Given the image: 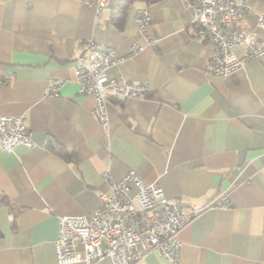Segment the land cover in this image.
<instances>
[{
	"label": "crops",
	"instance_id": "0c3cea01",
	"mask_svg": "<svg viewBox=\"0 0 264 264\" xmlns=\"http://www.w3.org/2000/svg\"><path fill=\"white\" fill-rule=\"evenodd\" d=\"M93 1L0 0V116H21L35 142L0 147V264H58V218L93 213L104 174L117 182L128 170L169 202L200 209L177 234V264H264V60L214 76L210 46L181 0H111L99 11ZM249 6L264 15V0ZM139 8L153 42L129 57L144 44ZM238 27L264 33L253 15ZM92 38L123 58L108 78L150 88L144 98H109L106 127L73 74ZM49 79L63 81L56 97L43 94ZM221 193L228 208L206 207ZM135 264L169 263L149 253Z\"/></svg>",
	"mask_w": 264,
	"mask_h": 264
},
{
	"label": "built area",
	"instance_id": "2783aa9c",
	"mask_svg": "<svg viewBox=\"0 0 264 264\" xmlns=\"http://www.w3.org/2000/svg\"><path fill=\"white\" fill-rule=\"evenodd\" d=\"M191 15L194 35L209 44L210 56L205 70L214 76H229L253 60H264V33L239 28V21L253 15L264 29V15L255 13L249 0H181ZM111 0H94L96 11ZM134 21L144 44L133 43L129 57L141 52L153 39L147 33L150 16L139 8ZM237 50H240L239 52ZM123 58L92 38L80 45L75 57L74 79L78 93L92 96L93 116L108 125L109 98H144L150 88L144 82L115 80L107 70ZM63 81L49 79L43 94L56 97ZM35 146L21 116H0V147L9 152L15 146ZM98 193L100 205L90 214L63 215L58 218L57 236L53 241L58 264H97L109 259L112 264H135L149 253H156L169 264L179 260L177 234L200 209L187 210L180 202H169L161 186L145 183L134 170H128L117 182H109ZM230 202L225 193L212 198L206 207L225 209Z\"/></svg>",
	"mask_w": 264,
	"mask_h": 264
},
{
	"label": "trees",
	"instance_id": "16d2710c",
	"mask_svg": "<svg viewBox=\"0 0 264 264\" xmlns=\"http://www.w3.org/2000/svg\"><path fill=\"white\" fill-rule=\"evenodd\" d=\"M153 1H155V0H153ZM57 152H58V153H61V150H58Z\"/></svg>",
	"mask_w": 264,
	"mask_h": 264
}]
</instances>
